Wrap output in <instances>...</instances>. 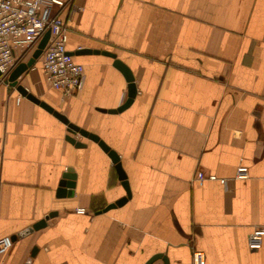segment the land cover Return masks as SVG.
Masks as SVG:
<instances>
[{
	"label": "crops",
	"instance_id": "0c3cea01",
	"mask_svg": "<svg viewBox=\"0 0 264 264\" xmlns=\"http://www.w3.org/2000/svg\"><path fill=\"white\" fill-rule=\"evenodd\" d=\"M70 2L83 6L61 9L82 88L63 96L41 54L19 82L119 153L130 195L97 141L0 80V239L14 238L0 264H193L195 249L207 264H264V239L248 245L264 226V0ZM105 50L135 75L122 111L101 109L128 97Z\"/></svg>",
	"mask_w": 264,
	"mask_h": 264
},
{
	"label": "built area",
	"instance_id": "2783aa9c",
	"mask_svg": "<svg viewBox=\"0 0 264 264\" xmlns=\"http://www.w3.org/2000/svg\"><path fill=\"white\" fill-rule=\"evenodd\" d=\"M66 6L69 14L83 8L70 0H0V80L9 82L7 75L20 61L17 50L36 45L49 30L41 53L46 81L59 89L63 96L75 94L82 88L85 65L77 61L67 47V24L61 14V9ZM197 176L200 179L216 177L203 170H199ZM237 176L247 177L248 167L240 165ZM263 239L264 226H257L249 234L248 245L258 249L262 247ZM13 243L12 235H4L0 239V253H6ZM193 264H207L202 249L193 251Z\"/></svg>",
	"mask_w": 264,
	"mask_h": 264
},
{
	"label": "water",
	"instance_id": "95a60500",
	"mask_svg": "<svg viewBox=\"0 0 264 264\" xmlns=\"http://www.w3.org/2000/svg\"><path fill=\"white\" fill-rule=\"evenodd\" d=\"M50 31H46V33L44 34V36L42 37V39L39 41L37 48L35 49L33 55L31 56V58L28 61H21L18 62L9 72V74L7 75V80L11 83V85H14L17 87V89L19 91H21L22 94L27 95L29 98L33 99L36 102L41 103L42 105H44L46 108H48L50 111L54 112L55 115H57L58 117H60L63 121H65L68 124L69 129L71 130H75V131H79L80 133H82L85 136H88L89 138L97 141L106 151H108L109 155L112 157L114 163L116 164L117 170L119 172V177L122 179L123 184L125 185V187L127 188V192L128 195H130V188H129V183L127 180V174L126 171L124 170L123 166H122V162L120 160V155L119 153L111 148V146L103 139L100 137V135H98L95 132H92L88 129H85L79 125H77L76 123H73L71 121H69L68 117L61 113L60 111L54 109L51 105L47 104L44 101H41L34 93H32L31 91H29V89L23 85L21 82H19V76L30 66L32 65L36 58L42 53L46 42L48 40ZM86 50V49H85ZM87 51H90L89 49H87ZM113 57H115V61L114 64L119 67L123 73L126 76V79L128 80V97L127 99L124 101V103H122L121 105H119L118 107L115 108H101L104 111H110V112H117V111H122L123 109L127 108L128 106H130L132 104V102L134 101V98L137 94V86H136V82H135V75L132 71V69L130 68V66L125 63L121 58L117 57L116 53L111 52V51H103ZM0 77H1V71H0ZM71 139V141H73L74 143H76L77 145H84L85 143L82 141H76V139L73 136L69 137ZM75 174L71 173V172H67L64 174V178L61 180V186L58 188V194L59 195H66V194H73V189L71 188H67L71 187V183L70 181H68L69 178H74ZM127 200V196H123L120 199H118L116 202H112L109 205H107L105 208H109L112 206H115L117 204H122ZM54 212L49 213L48 215L45 216L44 219H42L38 224V226L41 225H45L46 224V220L53 215ZM31 230V227H28L22 231H20L18 233L19 236L21 235H25L26 233H28Z\"/></svg>",
	"mask_w": 264,
	"mask_h": 264
},
{
	"label": "rangeland",
	"instance_id": "374dc122",
	"mask_svg": "<svg viewBox=\"0 0 264 264\" xmlns=\"http://www.w3.org/2000/svg\"><path fill=\"white\" fill-rule=\"evenodd\" d=\"M79 132V131H78ZM80 133V132H79ZM82 134V133H81ZM83 135V134H82Z\"/></svg>",
	"mask_w": 264,
	"mask_h": 264
}]
</instances>
